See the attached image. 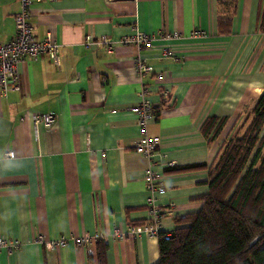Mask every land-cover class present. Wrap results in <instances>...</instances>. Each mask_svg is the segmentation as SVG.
I'll return each mask as SVG.
<instances>
[{
    "label": "crops",
    "instance_id": "1",
    "mask_svg": "<svg viewBox=\"0 0 264 264\" xmlns=\"http://www.w3.org/2000/svg\"><path fill=\"white\" fill-rule=\"evenodd\" d=\"M20 10V0H0V43L14 38ZM263 12L264 0H35L29 21L39 40L51 34L60 43V65L48 55L26 58L21 89L0 87V233L22 243L0 250V264H98V243L36 242L98 231L107 236L106 264L157 263L158 237L111 234L151 221L149 168L167 187L156 196L160 232L170 234L176 217L201 210L220 149L264 92ZM137 30L180 38L141 50L121 43ZM88 35L108 43L87 46ZM165 47L182 60L163 57ZM139 55L154 68L142 78L156 112L147 133L161 138L153 159L136 150L143 134L131 111L142 100ZM32 112H54L55 126L36 131ZM213 117L225 124L209 139L203 127ZM7 150L15 157L4 156ZM171 163L205 166L167 170Z\"/></svg>",
    "mask_w": 264,
    "mask_h": 264
},
{
    "label": "trees",
    "instance_id": "2",
    "mask_svg": "<svg viewBox=\"0 0 264 264\" xmlns=\"http://www.w3.org/2000/svg\"><path fill=\"white\" fill-rule=\"evenodd\" d=\"M262 16L264 20V12ZM241 121L209 170V192L201 210L176 217L178 226L170 234L159 232L155 264H264V92ZM224 124L210 118L204 135L216 137ZM204 166L173 165L167 170ZM98 244V264H106L107 244Z\"/></svg>",
    "mask_w": 264,
    "mask_h": 264
},
{
    "label": "built area",
    "instance_id": "3",
    "mask_svg": "<svg viewBox=\"0 0 264 264\" xmlns=\"http://www.w3.org/2000/svg\"><path fill=\"white\" fill-rule=\"evenodd\" d=\"M35 0H20L21 10L15 15L16 33L13 39L7 43H0V87L3 93L8 91L20 90V71L19 64L26 58L37 60L42 55H48L55 65H60V43H58L51 34H47L46 38L39 40L34 32V27L29 21L30 9ZM133 34L123 36L120 40L123 45H134L138 49H151L155 47L159 39H179L180 35L175 33L173 35L162 33L149 34L147 32L139 31ZM194 36L202 35V32L197 30L193 31ZM86 45L92 46L94 44H106L108 39L106 36L95 38L92 35L86 37ZM163 57H171L176 62H180L182 57L170 47H165L162 50ZM136 70L140 75L142 90L141 102L134 106L131 111L135 114L138 126L141 129L142 137L136 145V150L139 153L153 159L158 154V148L161 143L159 136H151L147 133L149 123L156 118L154 103L150 96L152 88L150 85L144 83L142 78L154 71L152 65L148 64L144 56L139 55L136 59ZM161 80L164 74H158ZM29 118L32 120L33 126L37 131L40 125L51 129L55 126L57 115L54 112H32L29 113ZM6 157H15L13 150H7L4 153ZM105 157L106 153H102ZM174 164H170L173 166ZM147 188L150 192L146 204L151 215V221L141 225H128L126 228L116 227L111 234L114 239L123 240L129 237H138L143 234H148L150 237H158L161 229L162 211L159 208L157 195H165L167 187L163 182L158 181L156 172L152 168L146 170L145 175ZM172 206L174 204H171ZM106 234L103 232H95L84 236H62L58 239L47 240L45 236L39 235L36 238L38 244L48 245L50 247L63 248L68 244H73L77 247H85L95 243H99L106 239ZM22 243L19 239L5 237L0 233V250L13 252L19 249Z\"/></svg>",
    "mask_w": 264,
    "mask_h": 264
}]
</instances>
